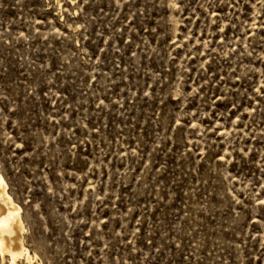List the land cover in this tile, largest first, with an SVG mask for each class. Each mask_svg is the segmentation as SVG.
Returning <instances> with one entry per match:
<instances>
[{"label": "rangeland", "instance_id": "obj_1", "mask_svg": "<svg viewBox=\"0 0 264 264\" xmlns=\"http://www.w3.org/2000/svg\"><path fill=\"white\" fill-rule=\"evenodd\" d=\"M0 173L31 264H264V0H0Z\"/></svg>", "mask_w": 264, "mask_h": 264}, {"label": "bare ground", "instance_id": "obj_2", "mask_svg": "<svg viewBox=\"0 0 264 264\" xmlns=\"http://www.w3.org/2000/svg\"><path fill=\"white\" fill-rule=\"evenodd\" d=\"M21 211L0 173V264H18L19 259L31 264L36 259V255L30 254L24 244Z\"/></svg>", "mask_w": 264, "mask_h": 264}]
</instances>
